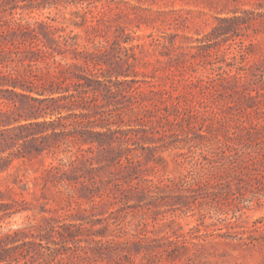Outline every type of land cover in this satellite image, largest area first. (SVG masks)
<instances>
[{
	"label": "rangeland",
	"instance_id": "rangeland-1",
	"mask_svg": "<svg viewBox=\"0 0 264 264\" xmlns=\"http://www.w3.org/2000/svg\"><path fill=\"white\" fill-rule=\"evenodd\" d=\"M0 264H264V0H0Z\"/></svg>",
	"mask_w": 264,
	"mask_h": 264
}]
</instances>
